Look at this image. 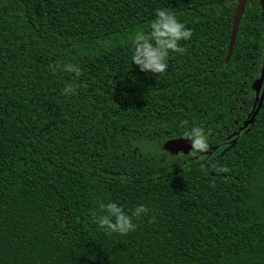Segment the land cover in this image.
<instances>
[{"label":"trees","instance_id":"16d2710c","mask_svg":"<svg viewBox=\"0 0 264 264\" xmlns=\"http://www.w3.org/2000/svg\"><path fill=\"white\" fill-rule=\"evenodd\" d=\"M235 6L0 0V264H264V99L234 133L255 110L262 10L248 0L226 60ZM157 8L192 35L154 75L131 64L130 40ZM193 125L219 148H163ZM107 199L148 212L105 234L89 210Z\"/></svg>","mask_w":264,"mask_h":264},{"label":"clouds","instance_id":"9594fccd","mask_svg":"<svg viewBox=\"0 0 264 264\" xmlns=\"http://www.w3.org/2000/svg\"><path fill=\"white\" fill-rule=\"evenodd\" d=\"M192 31L176 14L165 8L154 10V16L146 29L135 31L130 40V60L140 71L154 75L164 73L168 67L169 52L183 53L180 41L189 40ZM54 72L62 71L78 76L80 67L66 60H57L50 66ZM73 83H65L62 94L69 96L74 93ZM183 138L190 143L192 154L208 148L207 139L199 126H191L183 132ZM226 171V169H222ZM148 212L144 204L135 205L130 213L117 200L107 199L96 201L95 207L89 210L90 222L105 234L124 235L136 229L134 222ZM150 219H152L150 217Z\"/></svg>","mask_w":264,"mask_h":264},{"label":"water","instance_id":"95a60500","mask_svg":"<svg viewBox=\"0 0 264 264\" xmlns=\"http://www.w3.org/2000/svg\"><path fill=\"white\" fill-rule=\"evenodd\" d=\"M231 1H236V6L234 8V14L232 18V29H231V36H230V42H229V46L227 50L226 60H228L232 54L239 22H240L242 14L245 11L246 4L248 2V0H231ZM259 3L261 6V10H262V31H263V41H264V0H259ZM252 89L256 93L255 110L253 111V113L251 114L249 118L244 120V122L239 127V129L234 132L236 135L239 134L240 130L246 128L250 123L254 122V118L257 115L262 105L263 99H264V48H263V61H262L261 73H260V76L257 77L252 83ZM235 141L236 139H233L229 145L225 146L222 149V152H225L226 150H228L235 143ZM163 148L168 150L171 153H179V152L190 153L192 152L190 148V143L186 141L183 137L171 138V139L166 140L165 142H163ZM218 148H219V145H214V146L208 147L206 150L199 152L195 155L196 157H199L203 154H211L214 151H216Z\"/></svg>","mask_w":264,"mask_h":264}]
</instances>
